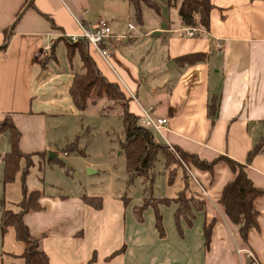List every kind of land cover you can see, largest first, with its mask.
<instances>
[{
    "label": "crops",
    "instance_id": "0c3cea01",
    "mask_svg": "<svg viewBox=\"0 0 264 264\" xmlns=\"http://www.w3.org/2000/svg\"><path fill=\"white\" fill-rule=\"evenodd\" d=\"M179 1L168 6L157 0L158 13L143 6L139 21L127 0H32L34 5L18 19L25 0H0V120L11 118L20 132V150L32 154L27 172L22 158L14 179L3 183V155L9 143L7 134H0V264H24L27 242L17 238L14 226L2 225L4 213L21 211L24 191L36 196L23 223L49 264H248L236 249L252 251L264 264V198L255 202L257 227L249 230L244 244L218 204L231 178L227 164L215 166L211 183L208 172L191 167V190L203 194L206 207L195 212L191 226L182 220L180 233L174 221L176 204H159L164 229L160 236L152 207L138 215L143 193L138 198L124 193L130 187L127 176L120 179L110 171L118 189L100 192L90 181L79 180L81 172L72 163L75 153L61 150L84 133L83 112L69 95L81 62L74 63L76 55L69 64L64 42L80 35L82 24L104 18L113 34L124 38L105 42L110 48L107 60L92 45L89 55L103 76L125 91L129 112L139 115L142 107L152 106L156 116L168 118L160 132L150 129L155 141L201 159L226 156L246 162L248 151L264 133V0H210L214 8L209 29L199 27L193 37L182 34ZM50 43L49 54L42 57L43 47ZM197 53L206 54L205 59L192 64L177 60ZM63 57L68 64L61 68ZM212 97L217 99L213 125L208 116ZM51 158L74 169L78 181ZM90 167L85 169L98 172ZM246 172L255 186L264 188V143L246 164ZM163 175L167 180L165 169ZM166 186L161 198H173L182 181L178 176ZM83 196L100 197L101 207L87 204ZM213 218L217 220L206 249L203 224ZM123 246L122 253L106 259ZM92 257L95 260L89 262Z\"/></svg>",
    "mask_w": 264,
    "mask_h": 264
},
{
    "label": "trees",
    "instance_id": "16d2710c",
    "mask_svg": "<svg viewBox=\"0 0 264 264\" xmlns=\"http://www.w3.org/2000/svg\"><path fill=\"white\" fill-rule=\"evenodd\" d=\"M29 0H25L18 14L25 7ZM133 7L134 15L139 21L142 20V7L145 6L159 12L160 8L157 0H127ZM168 6H175L178 0H165ZM34 4L31 3L32 7ZM214 5L210 0H180L177 11L181 23L188 27H201L204 30L209 29L210 11ZM55 28V24L50 16L44 15ZM88 41L79 39L76 42L65 40L66 57L69 64L72 65L76 55L81 62V71L75 72L72 83L69 87V95L75 108L84 112L88 106L95 105L92 98L103 99L105 101L118 102L122 107L119 115L122 123V139L119 141V148L124 153L125 172L127 176L126 185L130 186L137 177H143L148 186L143 188L142 205L138 208V215L148 207L154 209L155 227L160 236H163L162 215L158 209L159 204H168L174 202L176 209L174 211V221L178 231L182 232L181 221H185L188 226L192 225L195 218V212L203 211L206 207V201L202 193L194 192L191 186L194 179L191 173V167L203 170L209 173L210 183L214 178L215 166L223 162L227 164L231 172V178L223 186L218 204L222 208L228 220L237 228L238 235L242 243H247L248 232L251 228L257 227L258 211L255 202L259 198H264V188L253 184L246 172V164L251 162L252 158L262 149L264 143V133L258 142L248 151L245 163H239L226 156H218L211 160L201 159L193 153H188L174 147L176 153L168 148V145L155 141L151 130L139 122V115H135L126 109L128 97L118 82L108 81L97 68L95 62L88 52ZM53 55V47L51 49ZM206 57L204 53L190 54L178 58V62L192 64L203 61ZM217 111V99L212 97L208 103V116L211 119V125L214 123V117ZM6 133L9 143V151L3 155V183L14 179L19 169V162L22 158L26 160V169L31 165L32 154L23 153L19 148L20 132L13 124L11 118L6 116L0 120V134ZM63 152H76L83 154V149L78 145V137L72 142L67 143ZM37 154V153H36ZM163 157V167L167 171V183L171 184L178 176L182 181V187L177 191L173 198H156L153 196L152 188L155 174L152 171L158 155ZM43 156L44 153H38ZM49 161L55 162L62 167L65 164L56 158ZM192 165V166H190ZM69 168L65 171L69 174ZM21 202V211L19 213H4L2 225H12L15 228L17 238L27 242L22 257L24 264H49L47 255L39 249L38 241L32 238L28 228L23 223V214L32 206V199L36 194L26 195ZM83 200L92 207L99 209L102 199L97 196H83ZM213 218L210 222L203 224L204 247L207 249L211 241L212 228L216 222ZM123 246L119 250L111 253L106 259H111L124 251ZM92 257L89 262H93Z\"/></svg>",
    "mask_w": 264,
    "mask_h": 264
},
{
    "label": "rangeland",
    "instance_id": "374dc122",
    "mask_svg": "<svg viewBox=\"0 0 264 264\" xmlns=\"http://www.w3.org/2000/svg\"><path fill=\"white\" fill-rule=\"evenodd\" d=\"M56 54L60 59V49H57ZM74 63L80 64V60L75 58ZM52 64L54 63L51 62L50 66ZM65 64L68 62L66 57H63V60L60 61L61 68ZM93 100L96 106H89L82 115L84 133L79 135L78 142L81 141L82 143V146L79 147L83 149V154L73 152L75 154H72L74 156L72 163L74 168L81 172L79 180L90 181L93 187L99 189L100 192L115 191L119 184L116 182L114 186L112 185L115 180L110 171H114L118 178L121 177L120 179L126 176L124 153H118L122 151L119 148V141L122 139V123L119 115L122 112V107L118 102L97 98H92ZM66 144L61 147V150ZM168 148L176 153L174 147L168 146ZM87 164L98 172L90 173L88 169H85ZM163 170V157L159 154L152 170L155 174L152 193L156 198L164 197L167 193V180L166 176L163 175ZM69 173L75 178V181H78L74 169L70 168ZM145 186H148V183L144 178L137 177L124 193L129 197L138 198L143 193Z\"/></svg>",
    "mask_w": 264,
    "mask_h": 264
},
{
    "label": "built area",
    "instance_id": "2783aa9c",
    "mask_svg": "<svg viewBox=\"0 0 264 264\" xmlns=\"http://www.w3.org/2000/svg\"><path fill=\"white\" fill-rule=\"evenodd\" d=\"M129 28H133L132 24L128 25ZM82 33L80 35H71L68 37L70 42H76L79 39H85L88 43L94 46L97 51L102 55L104 59H109L110 57V48L106 47L105 42L114 41L120 42L124 36L114 35L110 23L104 19L99 18L96 22L91 24H82ZM200 31L199 27H188L185 26L182 28V34L186 37H193ZM50 44L45 45L42 49L41 56L46 57L50 52ZM139 122L149 128L156 131H161L168 124V118L162 116H156L153 112V107H142L141 113L139 114ZM169 147H173L168 145ZM236 253H243L247 260L248 264H261L257 257L252 253V251L247 249H236Z\"/></svg>",
    "mask_w": 264,
    "mask_h": 264
},
{
    "label": "water",
    "instance_id": "95a60500",
    "mask_svg": "<svg viewBox=\"0 0 264 264\" xmlns=\"http://www.w3.org/2000/svg\"><path fill=\"white\" fill-rule=\"evenodd\" d=\"M31 2H32V0H29V1L27 2V4H26L25 7L22 9V11L19 13V15L17 16L16 19H18V18L20 17L21 13L23 12V10H24L25 8H27V7L30 6ZM12 26H13V24L11 25V27H10V29H9V32H8V35H7V40H8V38H9L10 33H11ZM48 156H52V152H49V153H48ZM90 171H91V170L89 169V172H90Z\"/></svg>",
    "mask_w": 264,
    "mask_h": 264
}]
</instances>
